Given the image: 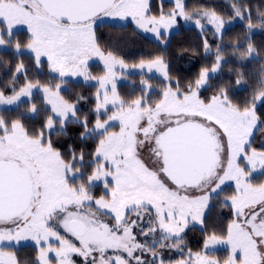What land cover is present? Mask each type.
<instances>
[{
    "label": "snow or ice",
    "instance_id": "snow-or-ice-1",
    "mask_svg": "<svg viewBox=\"0 0 264 264\" xmlns=\"http://www.w3.org/2000/svg\"><path fill=\"white\" fill-rule=\"evenodd\" d=\"M151 11L150 0H0V49L12 48L15 56L33 54L37 67L47 57L62 83L71 75L100 85L93 108L83 115L61 96L60 83L32 82L22 61L10 88L0 89V106L16 113L13 119L0 113V264H22L18 252L28 241L34 242L36 256L23 264H78L74 257L82 258L79 264H173L165 250L181 254L175 264H264V182H253L264 176V141L259 149L253 147L255 131L264 126L259 111L264 69L243 102L233 100L227 85L202 99V90L214 87L210 73L223 63L219 53L228 21L215 10L190 12L184 0H175L167 12L161 0L158 14ZM233 11L235 18L248 21L246 32L251 33V5L236 0ZM257 12L256 26L264 29V11ZM105 17H130L136 28L165 45L178 17L195 18L201 31L207 20L220 37L215 63L187 84L177 80L173 86L162 55L142 59L132 68L156 70L167 85L152 100V86L142 79L141 95L125 99L117 92L115 70L128 65L115 48H101L94 27ZM18 25L26 26V42L13 40ZM245 39L249 43L242 56L257 58L251 37ZM204 46L208 51L207 40ZM242 48L233 45L234 52ZM92 56L103 61V76L87 71ZM21 73L25 82L17 89ZM243 79L238 73L236 85ZM36 92L43 94L47 113L38 127L25 123L41 112L32 102ZM25 103L31 106L20 111ZM114 122L118 131H110ZM69 124L83 129L81 143L98 138L89 159L83 149L77 153L69 144L65 151L52 139L53 134L67 137ZM229 181L235 189L220 199ZM101 184L97 196L94 189ZM214 201L230 207L234 217L226 235L206 230ZM197 224L204 231L203 251L185 255L186 230ZM217 245L227 246L223 261L210 258Z\"/></svg>",
    "mask_w": 264,
    "mask_h": 264
},
{
    "label": "trees",
    "instance_id": "trees-1",
    "mask_svg": "<svg viewBox=\"0 0 264 264\" xmlns=\"http://www.w3.org/2000/svg\"><path fill=\"white\" fill-rule=\"evenodd\" d=\"M187 10L190 12L195 11H205V10H215L218 15L222 16L225 21L233 22L230 25L226 26L223 36V44L224 50L219 53L223 57L222 66L211 76L209 80V84L214 87L208 90H202L201 98L206 99L211 97L213 92L218 87H222L227 85L229 87V95L233 98L234 101L243 102L245 99L249 98L252 95V89L256 87L257 81L260 79L261 71L264 69V29L256 26L258 24L257 9L260 11H264V0H246L248 4L251 5L252 16H253V25L254 29L251 33H247V20H240L239 18H235V14L233 11V4L236 3V0H184ZM151 13L150 14H158L161 7V0H151ZM242 6V5H241ZM174 4L171 1L163 0V10L165 12L169 11ZM193 20L187 21L192 23ZM205 25L204 30L201 31L200 28L189 25V26H180V28L174 32H172L167 40L166 45L161 44L152 37H143L142 35L138 36L137 42H130L127 48L132 51L144 50L143 41L139 38H144L147 40L149 47H152L153 50H158L161 55L165 58V60L169 64V74L170 77L176 78L175 80L171 78V83L176 84V81L179 80L182 84H187L188 81L194 80L202 68L207 67L211 69L213 64L215 63L216 55H217V44L220 43L219 35L215 34L213 28L207 25V20L202 21ZM120 25L116 24L112 26L113 28H121ZM125 24H123L124 29ZM133 28V27H132ZM249 35L251 37L250 42L252 45L258 50L259 56L255 59H245L242 56V52L247 48L249 41L245 39V36ZM19 39L22 42H26L28 39V33L25 29L16 30L13 40ZM207 40L209 44V50H205L204 42ZM236 43H241L243 48L234 52L233 45ZM12 48H4L0 50V58L5 62H9L11 66H15L21 61L28 68L27 76L33 81H40L43 85L51 84L55 87L56 84L62 83L57 76H52L48 73L45 68L44 63L41 64L43 70H37L35 65L34 57L26 53L22 56L13 55ZM101 64L92 63L89 65L92 74H97L103 71V67L101 68ZM238 73L244 74V79L241 85H236V80L238 78ZM43 76L44 79L42 78ZM129 79H132V84L129 83H119L118 90L119 93L124 95L125 99H134L141 95V88L138 86L139 79H147L149 80L148 84H150L153 90H157L160 92L163 89V86L166 81L158 79L156 76H146L145 73H129ZM25 79L24 74L19 75L20 82H23ZM161 80V81H160ZM63 84L65 85L62 88L61 96L65 99L69 100L72 103H75L80 111V114L83 115L91 111L94 106V96L96 92V86L91 83H86L81 80H63ZM162 84V86L160 85ZM162 87V88H159ZM174 86V85H173ZM158 87V88H157ZM83 97V99H80ZM33 103H36L39 108H41L40 114L35 118L34 121H25V123L38 127L39 122L42 120L44 116L47 115L43 111L44 102L42 97L38 95L34 96ZM22 106L20 107V109ZM27 109H21L20 111H26ZM14 114L15 111L12 110ZM260 112H264V107L259 109ZM264 120V116L261 117ZM83 131L82 128L77 127L76 125L69 124L68 126V136H56L53 134L52 139L57 143V146L60 147L63 145V150H67L69 144H72L76 147L77 153H79L80 149H83L85 152L86 160L90 158L91 153L95 150L96 142H98V138L96 141L87 140L81 143L79 139V133ZM264 132V126H261L259 130L255 132V140L257 141L259 135ZM102 184L94 189V193L99 196L102 194ZM222 220V219H221ZM212 224H217L218 226H223V223L219 222H211ZM226 225V224H225ZM196 234L202 233L201 229L195 228ZM204 235V233H203ZM189 236L186 235V244L187 246L192 245L194 242L190 239ZM188 246V247H189ZM200 246L194 251L200 250ZM190 248L184 250V253L187 254V251ZM164 254H168L165 251ZM35 248L30 245L22 246L19 249L18 256L23 264V261H31L35 258Z\"/></svg>",
    "mask_w": 264,
    "mask_h": 264
},
{
    "label": "rangeland",
    "instance_id": "rangeland-1",
    "mask_svg": "<svg viewBox=\"0 0 264 264\" xmlns=\"http://www.w3.org/2000/svg\"><path fill=\"white\" fill-rule=\"evenodd\" d=\"M166 1H171L174 4V6H175V0H166ZM102 20L105 22V24L102 25V26H96L95 27L96 34H97V36H98V38L100 40V46H101V48L103 50H105V52H107V51L112 50L113 48H115L116 51H117V54L121 58H123L125 60L126 64L128 65V68L127 69H123L122 70L119 67H117L116 70H115L116 73H117V75H116V85H117V92L118 93H119V90H118V84L119 83H129V84H132L134 82L132 79H129L130 78L129 76H127L129 73H135V72L136 73H145L147 77L148 76L150 77V76L154 75L158 79H161V80L165 81L163 75L160 72H157L156 70H153L151 73H149L147 69H144L143 71H141L140 69H133L132 68V66L134 64H138L142 59L147 60V59L153 58V57H155L157 55H161V53L158 52V50H153L152 47H149V45L147 43L144 44V42H147V40L144 39V38L145 37L155 38L154 37V34H152V33H146L142 29L136 28L135 22L132 21L130 17L126 21H119V20H116V19L110 18V17H105ZM232 23L233 22H228L226 24V26L227 25H230ZM116 24H122V25L125 24V27H124V29H122V28H113L112 26H114ZM182 25L183 26L192 25V26L197 27L196 24H195V21H193L192 23H190V22L185 21L182 17H178L177 18L176 25H174L172 28H170L168 30L169 35L172 32L178 30L180 28V26H182ZM207 25L208 26H211L213 28V31H215V28H214L213 25H211L208 22H207ZM101 27H103L102 32L101 31H98V30H100L99 28H101ZM20 29H25L27 31L25 25H18V26H16V30H20ZM138 34L139 35H142L144 37V38H142V37L139 38L140 40L143 41V45H144L143 49L144 50H139V52L138 51H132L131 52L127 48V46L132 41L133 42H137L138 41V36H137ZM216 35H218V34H216ZM109 45H111V47H109ZM0 50H3V49H0ZM26 53H28V52H26ZM31 55L34 57L33 54H31ZM94 62L99 63V64L102 65L101 66V68L103 67L102 68L103 69L102 72H99L97 74H92L89 65H91ZM42 63H44L45 68H46V70L48 71V73L50 75L57 76L58 79L61 80V78L59 77L58 73H54V72H52L50 70L47 57H41V64ZM16 65L15 66H11L8 61L5 62L4 60H2V58H0V89L10 88V86H11L10 85V82L12 81V77H13V73L15 72ZM35 65H36V63H35ZM36 67H37V65H36ZM37 70H39V71L43 70L42 66L37 67ZM87 71L93 77L103 76L105 74V69H104L103 61H101L98 56H92V57H90L88 59ZM21 74H23V73H21ZM213 74L214 73H210V75H213ZM44 77L45 76H43L42 78L44 79ZM171 78H173L174 80L176 79L174 77H171ZM63 80H81V81L86 82V83H91V84H93V85L96 86V91L100 87V85H99V83L97 82L96 79H92V80L86 81L83 76H71V75H68V76L64 77ZM141 80L139 79V82L137 83L140 88H141ZM143 80H146L147 82H149V80H147L145 78H143ZM129 81H133V82H129ZM24 82H25V79H24L23 82H20V80H19V82L16 84L17 89L19 87H21ZM32 82H39L41 85H43L40 81L33 80ZM60 84H61V89L65 87V85L63 83H60ZM160 85L162 86V84H160ZM165 85H167V81L165 82L164 86ZM172 85H175V84H172ZM154 87H152V88H154ZM159 88H162V87L159 86ZM161 91L158 92L157 90H153L152 91V95H151V99L152 100H156L159 97V94L161 93ZM5 94L6 95H11V92L10 91H6ZM38 94H39L40 97H42V95H43L41 92H36L35 93V95H38ZM119 95L121 97H124V95H122L121 93H119ZM22 99H24L25 101L28 100L27 97H24ZM33 101H34V97H33L32 102ZM21 106H22L21 109H24V108L27 109L31 105L29 103H25V104H23ZM109 108L111 109V105H109ZM112 111H115V109H112ZM0 113L6 115L9 119L15 118V115H16V114L13 113L12 110L8 109V106H0ZM109 114H111V112H109ZM114 123H115V127L112 128V129H110V131H118L119 130V124H118V122H114ZM262 141H264V132H262L259 135V138H258L257 141L255 140V138H253V147H256L257 149H259L261 147V142ZM253 182L254 183H262V182H264V176H256L254 178ZM222 187H223V191L220 194V199H223L226 195H231L233 193L234 189H235L234 182H231V181L226 182V184L224 186H222ZM213 203L215 204V201ZM233 218L234 217L232 215V212H231L230 207H223V206H220L218 204H215L214 207H212L210 210L207 211L206 230L209 233L212 232V231H215L218 234L223 233L224 235H226V233H227V225L231 222V220ZM212 220H213V222H219V223L221 222L224 225L223 226H218L217 224H212L211 223ZM197 225L190 227V230H186V235L189 236L190 239H192L194 242H192V245H190V246L188 245L189 247L186 244L185 249L190 248L189 250H191L193 253L197 252V251H194V250L197 249L198 244H199L200 247L202 246L203 239H204V235H203L204 231H203L201 225H198V226L200 227V229H202V233L196 234L195 228H196ZM139 239L142 240L143 238L141 237ZM185 241H186V236H185ZM25 245H30V246H33L34 247V242L28 241V242H26L24 244V246ZM224 248L227 249V246L226 245H217V246H215V249H217V250H215V252L216 253L219 252L220 254H225L226 253V250ZM4 250L5 251H11L12 249H9L8 247L5 246ZM200 250H201V248H200ZM200 250H198V251H200ZM165 251H167V253H168V254H164L165 257L166 258H171L173 264H175V262L177 260L181 259V254L179 252H176L174 250H165ZM35 253H36V250H35ZM216 256H217V258H216ZM219 256H221V255H215L214 256L213 254H210V258H212V259H220ZM74 259H76L78 261V264H79V261L82 258H80V257H74ZM220 260L223 261L224 259L222 258Z\"/></svg>",
    "mask_w": 264,
    "mask_h": 264
},
{
    "label": "flooded vegetation",
    "instance_id": "flooded-vegetation-1",
    "mask_svg": "<svg viewBox=\"0 0 264 264\" xmlns=\"http://www.w3.org/2000/svg\"><path fill=\"white\" fill-rule=\"evenodd\" d=\"M103 19V18H102ZM103 21V20H102ZM97 21V23H96V25L94 26V27H96V26H102V25H104L105 24V22L103 21ZM99 22V23H98ZM100 30H98V31H101L102 32V30H103V27H101V28H99ZM202 230V229H201ZM225 250H226V253L225 254H220L219 252L218 253H216L215 252V250H217V249H215L214 251H212L210 254H213L214 256L215 255H221V256H219L220 257V259H225L226 257H227V255H228V252H227V249L226 248H224ZM200 251H203V243H202V246H201V250ZM222 253V252H221ZM216 258H217V256H216Z\"/></svg>",
    "mask_w": 264,
    "mask_h": 264
},
{
    "label": "crops",
    "instance_id": "crops-1",
    "mask_svg": "<svg viewBox=\"0 0 264 264\" xmlns=\"http://www.w3.org/2000/svg\"><path fill=\"white\" fill-rule=\"evenodd\" d=\"M196 228H198V229H199V226L197 225V226H196Z\"/></svg>",
    "mask_w": 264,
    "mask_h": 264
}]
</instances>
